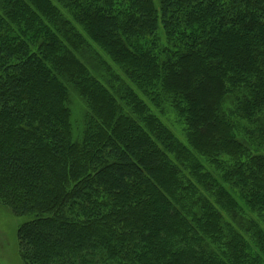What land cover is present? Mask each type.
I'll use <instances>...</instances> for the list:
<instances>
[{
  "label": "trees",
  "instance_id": "16d2710c",
  "mask_svg": "<svg viewBox=\"0 0 264 264\" xmlns=\"http://www.w3.org/2000/svg\"><path fill=\"white\" fill-rule=\"evenodd\" d=\"M0 203L26 264H264V0H0Z\"/></svg>",
  "mask_w": 264,
  "mask_h": 264
},
{
  "label": "rangeland",
  "instance_id": "374dc122",
  "mask_svg": "<svg viewBox=\"0 0 264 264\" xmlns=\"http://www.w3.org/2000/svg\"><path fill=\"white\" fill-rule=\"evenodd\" d=\"M68 105L71 131L74 138H79L82 122L87 113V105L74 90L69 92ZM161 109L156 111L159 116H161L159 113H162ZM160 118L175 135H179L178 130L181 127L176 123L177 120L173 118L172 114L168 113L165 118L162 116ZM26 220H28L27 217L12 214L7 207L0 203V264H26L20 257L17 243V229Z\"/></svg>",
  "mask_w": 264,
  "mask_h": 264
}]
</instances>
